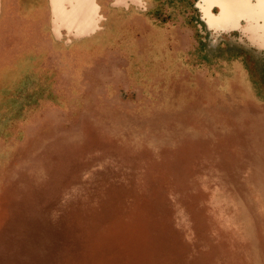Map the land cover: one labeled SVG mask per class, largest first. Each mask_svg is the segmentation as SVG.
<instances>
[{"label":"rangeland","instance_id":"1","mask_svg":"<svg viewBox=\"0 0 264 264\" xmlns=\"http://www.w3.org/2000/svg\"><path fill=\"white\" fill-rule=\"evenodd\" d=\"M35 1L1 0L0 264H264V53L201 0H106L108 36L22 65Z\"/></svg>","mask_w":264,"mask_h":264},{"label":"bare ground","instance_id":"2","mask_svg":"<svg viewBox=\"0 0 264 264\" xmlns=\"http://www.w3.org/2000/svg\"><path fill=\"white\" fill-rule=\"evenodd\" d=\"M48 1H49V6H50V16H48L49 22H46V26H38L36 24L40 22L39 25H43V22H44L43 20L45 18V15L43 16V14H37L33 19L28 18L25 15H22L25 21L30 22V25L32 26V28H30V30L26 28V31L24 32L22 31V28H21L18 30L17 33H15V35H17V38H19L20 42H18L17 45L14 46L13 51L15 53H13L12 56L15 58V60L18 59L19 64H22V65L26 64V65L38 67L37 66L38 64H42V62H44V64L49 63L50 68H53L54 66L52 63L58 61V59L56 58V53H59V54L62 53L63 56H65L66 51L75 49L79 45L86 44L85 42L88 39H91L94 37L98 38L96 37L97 35H100L101 33L104 34L107 28L110 27L111 18L108 20L109 16H106L105 14V11L107 10V8H109V6H107L106 4V0H48ZM31 2L33 3V0H31ZM38 2H40V0ZM43 2L45 3L44 0ZM109 3L111 4L110 6L112 8L114 9L121 8V10L122 9L127 10L130 8L131 5L144 8V4H145L144 0H109ZM42 6H44V4L43 5L41 4L40 8H42ZM199 6H200L203 20L206 26V29H204L201 26L202 28L201 31H203V33L207 34L208 31H211L212 34L214 33L215 35L218 33H225L232 37V33L237 31L240 34L239 41L246 43L245 41V38H246L247 43L250 45L249 47H255L260 53L261 52L264 53V0H201V4H199ZM30 7H33V6H30ZM215 8H218L219 10L218 14L214 12ZM2 9H3L2 2L0 0V14L1 15L3 12ZM28 10H30V8ZM1 17L3 18L4 16H1ZM112 26H114V23L112 24ZM12 28L15 29V26H13ZM34 31L36 34L31 33ZM33 36H35L37 40H40L49 45L50 50L46 51V53H44L43 56H38L37 54L32 52L33 45L31 44L30 39L33 40ZM100 37H99V40H100ZM234 37H232V39ZM132 43L135 44V42H132ZM128 45H129V41H128ZM125 48L129 49L128 46ZM141 58H143V56ZM91 64L89 62V66ZM60 74L63 80L65 82H68L66 80L67 76L63 72H61ZM68 83H72V82H68ZM96 187H97V190L99 189L98 192H95V195L98 197L102 194L100 190L101 186H96ZM90 191H91V188L89 187V192ZM93 194H94V191H93ZM103 194H102V197H99L98 198L99 200L95 202L96 205L94 206V208H97L98 213H103L107 211L108 210L107 208L109 207L108 202L106 200L108 198L104 197ZM112 197H113V194L109 196V199H111ZM19 219L21 220V218ZM58 257H60V255H58Z\"/></svg>","mask_w":264,"mask_h":264}]
</instances>
